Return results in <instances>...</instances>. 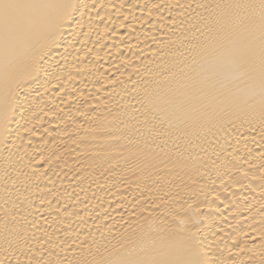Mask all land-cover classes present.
I'll return each mask as SVG.
<instances>
[{
    "label": "bare ground",
    "instance_id": "bare-ground-1",
    "mask_svg": "<svg viewBox=\"0 0 264 264\" xmlns=\"http://www.w3.org/2000/svg\"><path fill=\"white\" fill-rule=\"evenodd\" d=\"M0 264H264V0H0Z\"/></svg>",
    "mask_w": 264,
    "mask_h": 264
}]
</instances>
